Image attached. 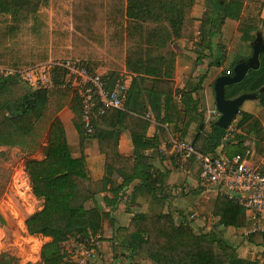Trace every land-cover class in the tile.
<instances>
[{
	"label": "trees",
	"instance_id": "obj_1",
	"mask_svg": "<svg viewBox=\"0 0 264 264\" xmlns=\"http://www.w3.org/2000/svg\"><path fill=\"white\" fill-rule=\"evenodd\" d=\"M194 2L0 0V67L19 70L49 59H73L93 74L104 60L99 50L115 56V50H121L125 40L126 57L121 60L128 72L141 77L153 76V87H174L175 54L171 43L177 39H193L191 12ZM242 9L243 0H215L207 4L201 19V34L208 37L225 19L240 20ZM46 10L52 13L51 18ZM245 25L239 26L241 40L252 42L255 38L252 33L259 29L252 23ZM165 46L166 58L136 59L144 68L131 67V63L137 62L129 57L130 51L140 47L146 54L151 51L158 54L160 49L165 53ZM216 60L218 67L221 59ZM151 62L153 67L160 64L164 68H155L156 73H150L145 65ZM238 62H233L229 70L220 75H231ZM102 78L108 89L114 88L118 80L113 74ZM134 81L133 78L132 85ZM61 85L60 73H56L52 88L37 90L25 87L16 76L0 75V146L18 147L32 154L40 150L43 156L41 160L24 161V172L33 196L41 201V209L25 219L24 228L29 236L48 239L41 248L40 261L35 264H63L65 253L61 245L71 239L82 244L90 236L102 233L107 214L87 205L97 195L110 190L116 198L136 179L148 187L152 184L147 168L139 167L145 160L139 150L156 147L157 140L144 138L148 123L136 116L142 112L130 108L127 98L123 110L112 109L103 115L95 112L92 117L95 130L88 135L83 130L82 110L76 93ZM254 93H258L260 111L237 124L238 134L235 131L227 137V129L218 127L215 121L199 123L190 143L197 152L214 157L223 142L233 139L237 141V150L232 155L243 156L246 150L241 147L242 141L245 136L252 135L256 156L264 155V54L260 57L259 69L249 71L241 83L226 87L225 98ZM63 108L73 115L71 121L78 135L77 145H69L66 141L58 117ZM116 126L130 132L134 147L131 157L116 153L119 135ZM89 138L97 141L104 159L101 179H94L86 168L84 143ZM113 175L122 179L121 185L117 186ZM212 202L211 215L217 223L208 232L195 233L186 220L177 223L171 213H135L126 227L117 229L115 244L111 247L130 258L146 257L153 264H264V231L250 232L245 237L249 245L261 249L260 257L255 260L241 258L238 247L228 244L224 238L223 230L245 228V210L220 193ZM112 203L115 204V200ZM219 227L222 230L216 231ZM17 263L8 253L0 255V264Z\"/></svg>",
	"mask_w": 264,
	"mask_h": 264
},
{
	"label": "crops",
	"instance_id": "obj_2",
	"mask_svg": "<svg viewBox=\"0 0 264 264\" xmlns=\"http://www.w3.org/2000/svg\"><path fill=\"white\" fill-rule=\"evenodd\" d=\"M214 1L215 0H195L191 12V16L194 19L193 39H177L171 43V50L175 54L173 73L174 87H153V76L141 77L138 74L136 75L128 72L122 61L126 57L125 40L123 41V47L120 48L121 50H115V56L108 55L97 48L104 56V60L100 62L95 72L102 76H110L111 74L117 75L118 80L115 85L123 83L126 86L127 92L125 101L129 98V107L135 111L142 112L141 115H136L134 113L132 115H136L138 118L148 123V127L144 132V138L150 141L157 140L156 147H147L139 150V155L145 159L143 165L139 167L144 166L147 168L148 173L151 174L152 184H150L149 187L136 179L128 186L124 187L116 198H114V195L109 190L97 195L87 204L88 206L97 207L107 214L103 222L102 233L99 235L101 244L97 253L101 252V257H103L104 260H109L110 263L105 261L106 263L101 262V264L122 263L120 257H113L116 252L114 250L111 251L112 247L109 248L110 243H108L107 240L111 238L112 243L115 242L117 229L126 227L133 214L145 213L155 215L171 213L175 220L181 218L183 215L181 214V210H184L185 201L184 195L181 193L179 187L183 184L184 174H191L196 171L199 175V165L196 160L192 159L181 166L170 149L169 140L171 137H175L191 143L197 134V127L201 121L205 124L210 121H217L219 114L215 109L214 92L213 86L211 85H213L215 79L221 75H215V66L211 63V60L214 58L222 60L225 59L228 54H232L230 48L227 47L231 44V40L225 36V30L229 24L232 28H235L234 31L238 34L239 41H242V33L239 31L240 24H251L250 20L246 23H242L240 20L225 19L214 33L210 34L208 37L205 35L203 36L200 32L201 19L206 11V5H210ZM262 1L263 4L259 11V19L262 20L264 25V0ZM244 10L245 7L243 3L242 12ZM46 11L51 18L52 13L49 10ZM262 36L264 40V29L262 30ZM243 43L248 45L246 48L247 50L238 51L234 56L238 57L240 53H245L247 51L249 54L245 57H241L239 62L248 59L252 54L251 42ZM152 48L153 45L149 47V49ZM166 50L165 46V53L160 49L158 54L152 51L146 54V51L143 53L139 47L135 51H130L129 57L131 56V58H133L132 61L135 59L136 62L140 58H166ZM206 63H208L207 67H205ZM211 66L214 67L211 68ZM131 67L133 69L144 68L140 62L135 64L131 63ZM145 67L148 68L147 71L153 74L156 73L155 68H164L160 64H156L153 67L152 62L148 63V65L146 64ZM227 74L230 75L229 73H226V75ZM133 78L135 81L132 85ZM211 97H213V103H211ZM253 101H257L258 103L257 99ZM259 111L260 108L258 112ZM240 112L243 113L244 110L240 108L239 113ZM239 113L229 126V128H233L234 132L236 131L237 134L239 131L236 130L237 125L235 121ZM58 117L63 124L67 143L72 146L77 145L78 135L72 125L71 120L73 115L70 110L64 108L59 112ZM112 123H114V121ZM116 129L119 130L116 142V153L122 157H131L134 153V147L130 132L128 129L119 128V126H116ZM236 144L237 141L233 139L230 142H223L217 148L215 152L216 156L226 155L230 157L229 155L234 154L237 150ZM142 145L143 144L140 142L139 146ZM254 145V137L252 135H247L243 139L241 147L244 148L246 152L249 151L250 153L249 156H247L248 162L257 168L263 169L264 155L260 157L256 156ZM144 146H147V144H144ZM84 155L88 172H90L94 179H101L104 175V159L98 151V144L95 139L89 138L85 140ZM42 158L43 156L35 160H41ZM112 178L117 186L122 184L121 178L116 175H113ZM187 178H189V176H186V179ZM175 188H177V190H175ZM215 189H217L218 193L220 192L218 188ZM215 189L203 191L195 187L191 196L193 199L195 197L206 198L211 210L213 202H210L212 196L210 193H216V195H214L217 196V191ZM113 200H115V204L112 203ZM38 202L41 201L38 200ZM210 217H212L211 214ZM212 219L214 221L217 220L216 218ZM230 229L234 232H242L246 235L248 229L247 219L245 228L238 230L229 228V230ZM45 239L48 240L47 238ZM256 249L261 253V249ZM128 260L130 261V258Z\"/></svg>",
	"mask_w": 264,
	"mask_h": 264
},
{
	"label": "rangeland",
	"instance_id": "obj_3",
	"mask_svg": "<svg viewBox=\"0 0 264 264\" xmlns=\"http://www.w3.org/2000/svg\"><path fill=\"white\" fill-rule=\"evenodd\" d=\"M243 3L245 10L242 12L240 21H242V23H246L248 20H250L253 25L258 27V32L262 35L264 25L262 20L259 19V11L263 1L243 0ZM234 30L235 28H232L230 24L225 30V36L231 40V44H229L227 47L230 48V52L232 54H228L225 59H222L221 64L218 67L215 66V64L218 63V60H216L218 58L211 60V63L215 66H211V68H215L216 76L220 75V73L224 70H229L233 62L240 60L241 57H245L249 54L247 51L245 53H240L238 57L234 56L238 51L245 50L248 47L246 43L239 41L238 34H236ZM258 32L253 33V35L256 36ZM207 64L208 63H206L205 67H207ZM210 100L211 103H213V97H211ZM241 108L244 110V112L242 115L237 117L235 121L236 125L244 119L255 115L258 112L260 106L257 101L250 100L246 101ZM42 143L43 145L45 144L44 139L42 140ZM41 156L42 152L40 150L32 154L18 147L0 146V255L2 253H8L18 261L17 264L38 263L40 261L41 248L45 243L48 242V240L39 236H29L26 232V228H24L25 219L32 213L38 211L41 207V202H38V200H36L33 196L27 175L24 172V161L29 159H38ZM184 175V181L182 182L183 184H181L179 187L181 189V193L184 195V210H181V214L183 215L181 218H178L176 222L178 223L184 219L192 226V229L195 233L208 232L213 228L214 225H216L217 220L214 221L212 219L214 217H210L211 210L208 206L207 199L203 197H195L193 199L191 193L195 187L196 189L203 191H207L208 189L214 190L216 187L202 185V182L196 171L195 173ZM186 176H189V178L186 179ZM177 188H175V190H177ZM215 190L217 191V189ZM219 193L217 191V195ZM214 194L216 195V193H210V195H212L210 202L216 198ZM219 230H222V227L217 228L216 231ZM246 235H244L242 232H234L231 229H226L225 231L223 230V236L228 244L235 245L239 248L238 254L240 257L243 259L246 258L255 260L260 256V251L246 242ZM107 241L110 243L109 248H111L112 239L109 238ZM98 243L100 246L101 238L98 240ZM61 249L65 253L63 264H78V260L82 259L85 260L86 264H101V262H109V260H104L103 257H101V252L97 253L98 247L96 248V246H91L85 243L80 245L73 239L61 245ZM91 249L95 250V257L87 258L84 252ZM112 250L113 249L111 248V251ZM115 252L116 253L113 255V257H120L122 262L117 264H153V262L143 256L130 258L126 256L125 252L118 250ZM129 258L130 261L128 260Z\"/></svg>",
	"mask_w": 264,
	"mask_h": 264
},
{
	"label": "built area",
	"instance_id": "obj_4",
	"mask_svg": "<svg viewBox=\"0 0 264 264\" xmlns=\"http://www.w3.org/2000/svg\"><path fill=\"white\" fill-rule=\"evenodd\" d=\"M56 73L62 75L61 87H67L76 93L81 105L83 130L86 134L91 135L95 130L92 123L95 112L103 115L112 109H124L126 86L118 83L114 88L108 89L102 75L96 72L90 73L77 60L50 59L19 70L0 67V75L16 76L31 90L52 88ZM233 132V128H228L227 137ZM169 146L181 166L192 159L197 161L199 178L203 185L218 188L220 194L233 199L245 210L247 234L264 231V168H257L248 162L249 151L243 156L210 157L197 152L190 143L175 137L170 138ZM99 239V235L90 236L85 244L99 249ZM84 253L87 258L95 257L94 249L86 250ZM78 264H86V262L82 259L78 260Z\"/></svg>",
	"mask_w": 264,
	"mask_h": 264
},
{
	"label": "water",
	"instance_id": "obj_5",
	"mask_svg": "<svg viewBox=\"0 0 264 264\" xmlns=\"http://www.w3.org/2000/svg\"><path fill=\"white\" fill-rule=\"evenodd\" d=\"M251 48V56L235 64L231 75L218 76L213 83L215 109L219 114L216 125L222 129H227L231 125L245 101L256 100L258 98V93L242 94L233 99L225 98L226 87L241 83L249 71L259 69L260 55L264 54V40L261 33L258 32L256 34L254 41L251 43Z\"/></svg>",
	"mask_w": 264,
	"mask_h": 264
}]
</instances>
